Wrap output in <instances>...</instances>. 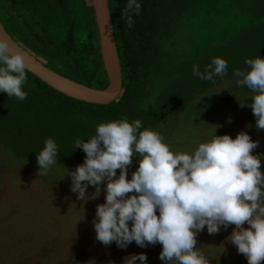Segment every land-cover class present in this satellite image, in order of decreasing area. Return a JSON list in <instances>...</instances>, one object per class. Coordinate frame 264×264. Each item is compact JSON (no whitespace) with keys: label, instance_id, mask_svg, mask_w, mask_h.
<instances>
[{"label":"trees","instance_id":"1","mask_svg":"<svg viewBox=\"0 0 264 264\" xmlns=\"http://www.w3.org/2000/svg\"><path fill=\"white\" fill-rule=\"evenodd\" d=\"M126 2L109 0L123 76L116 100L96 104L69 97L28 70L25 100L0 93V144L17 160L36 162L52 137L58 161L77 166L86 154L75 150V140L93 136L100 123L124 118L139 119L141 130L151 128L165 138L180 126L178 114L192 98L237 83L233 73L248 70L246 59L264 58V0H138L140 14L133 15L132 27L121 18ZM0 19L52 69L89 86H107L92 0H0ZM217 56L228 63L226 75L213 81L193 76L194 64L203 72ZM203 110L194 121L205 122ZM189 116L192 110L183 123ZM138 159L134 155L132 163Z\"/></svg>","mask_w":264,"mask_h":264},{"label":"clouds","instance_id":"2","mask_svg":"<svg viewBox=\"0 0 264 264\" xmlns=\"http://www.w3.org/2000/svg\"><path fill=\"white\" fill-rule=\"evenodd\" d=\"M140 9L138 0H127L121 18L129 27ZM245 64L247 71L237 69L233 74L239 86L254 93L251 104L243 106L251 107L257 130H264V58L258 55L246 59ZM26 68L23 52L0 39V93L25 100ZM227 69V61L217 56L203 72L194 64L192 74L213 81L226 75ZM142 127L139 119H118L100 123L86 140H75V150L82 149L86 155L74 170L66 169L70 191L86 202L89 186L100 195L104 184L105 202L97 205L93 220L96 240L106 247L115 242L121 249L132 242L141 248L159 243L162 264H211L212 259L196 247L197 235L205 227L211 235L235 225L226 239L248 264H261L264 156L253 154L259 141L252 140L246 131L232 138L229 134L216 135L215 130L212 138L199 143L194 152H175L160 132ZM59 154L56 140L47 138L37 153L38 176L46 175L50 166L58 163ZM134 155L139 158L138 168L128 179ZM137 261L147 264V255L130 254L123 264Z\"/></svg>","mask_w":264,"mask_h":264},{"label":"rangeland","instance_id":"3","mask_svg":"<svg viewBox=\"0 0 264 264\" xmlns=\"http://www.w3.org/2000/svg\"><path fill=\"white\" fill-rule=\"evenodd\" d=\"M194 36L191 31V39ZM235 86L239 85L229 81L190 100L178 114L180 126L166 134L165 142L173 151L194 152L199 143L212 138L215 130L216 135L229 134L232 138L246 131L252 140L259 141L253 154L264 156V130H257L251 107L243 106L251 104L254 93ZM200 109L206 115L202 124L194 121L201 115ZM188 110L194 116L183 123ZM66 165L58 161L46 175L38 176L37 161H19L0 144V264H123L124 258L133 253H145L147 264L162 262L159 243L141 248L132 242L121 249L115 242L106 247L96 240L93 220L97 205L105 202L104 184L100 195L89 186L88 200L80 201L70 191L71 179L66 174L76 166ZM137 168L138 161H134L128 168V179ZM116 171L119 175L120 170ZM261 172L264 174V159ZM234 227H222L211 235L205 227L197 235L196 247L212 259L211 264H248L246 257L226 239ZM244 227H248L247 223Z\"/></svg>","mask_w":264,"mask_h":264},{"label":"water","instance_id":"4","mask_svg":"<svg viewBox=\"0 0 264 264\" xmlns=\"http://www.w3.org/2000/svg\"><path fill=\"white\" fill-rule=\"evenodd\" d=\"M99 30L101 53L108 84L104 88L89 86L67 77L49 67L41 59L24 48L8 32L0 19V39L6 40L13 50L23 52L30 71L45 83L61 93L85 102L109 104L116 100L123 89V76L120 56L117 49L109 0H92Z\"/></svg>","mask_w":264,"mask_h":264}]
</instances>
